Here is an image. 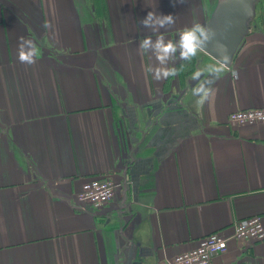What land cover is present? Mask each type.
Segmentation results:
<instances>
[{
	"label": "crops",
	"instance_id": "0c3cea01",
	"mask_svg": "<svg viewBox=\"0 0 264 264\" xmlns=\"http://www.w3.org/2000/svg\"><path fill=\"white\" fill-rule=\"evenodd\" d=\"M218 2L0 0V264H166L216 232L230 240L211 264H264V242L232 238L237 219L264 223V123L230 121L264 108V0L218 74L202 50L177 52V75L156 80L139 48L207 27ZM150 11L175 23L153 33ZM105 177L113 201L78 200Z\"/></svg>",
	"mask_w": 264,
	"mask_h": 264
},
{
	"label": "built area",
	"instance_id": "2783aa9c",
	"mask_svg": "<svg viewBox=\"0 0 264 264\" xmlns=\"http://www.w3.org/2000/svg\"><path fill=\"white\" fill-rule=\"evenodd\" d=\"M230 121L238 125L264 123V108L236 111L230 115ZM119 187L120 184L111 177L89 179L82 184L77 198L83 204L100 208L114 200ZM233 227L232 238L238 242H264V223L259 216L237 219ZM229 240L217 232L209 234L196 248L176 255L166 264H211L215 256L228 251Z\"/></svg>",
	"mask_w": 264,
	"mask_h": 264
},
{
	"label": "clouds",
	"instance_id": "9594fccd",
	"mask_svg": "<svg viewBox=\"0 0 264 264\" xmlns=\"http://www.w3.org/2000/svg\"><path fill=\"white\" fill-rule=\"evenodd\" d=\"M178 2L183 3V0H178ZM140 23L145 29H149L153 33H160L161 29H167L173 25L175 18L171 14L162 15L156 11H150ZM214 36L215 33L210 27L197 23L181 31L178 35L179 39L175 41L166 40L162 33L158 34L155 40L151 36H145L141 40L139 48L146 52L151 51L159 65L154 69V77L156 80H161L177 75L175 67H168V62L175 58L177 52H179V58L182 61H190L200 50L206 48L212 42ZM36 47L34 41L21 37L18 51L19 61L29 65L34 64ZM223 61L219 67L214 68V73L218 74L223 70L224 64L227 62L226 55ZM199 75L198 73L195 78L199 79ZM204 90H206L205 85ZM194 92L199 95L204 91L194 89Z\"/></svg>",
	"mask_w": 264,
	"mask_h": 264
},
{
	"label": "water",
	"instance_id": "95a60500",
	"mask_svg": "<svg viewBox=\"0 0 264 264\" xmlns=\"http://www.w3.org/2000/svg\"><path fill=\"white\" fill-rule=\"evenodd\" d=\"M257 2L258 0H219L207 25L215 36L202 51L220 64L224 62L226 55L224 67L230 68L251 29Z\"/></svg>",
	"mask_w": 264,
	"mask_h": 264
}]
</instances>
